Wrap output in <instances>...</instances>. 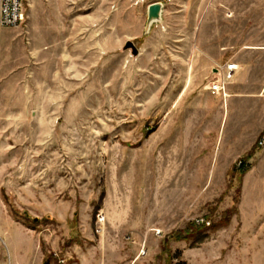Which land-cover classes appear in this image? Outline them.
Returning a JSON list of instances; mask_svg holds the SVG:
<instances>
[{
  "label": "rangeland",
  "instance_id": "obj_1",
  "mask_svg": "<svg viewBox=\"0 0 264 264\" xmlns=\"http://www.w3.org/2000/svg\"><path fill=\"white\" fill-rule=\"evenodd\" d=\"M0 264H264V0H23L0 30Z\"/></svg>",
  "mask_w": 264,
  "mask_h": 264
},
{
  "label": "built area",
  "instance_id": "obj_2",
  "mask_svg": "<svg viewBox=\"0 0 264 264\" xmlns=\"http://www.w3.org/2000/svg\"><path fill=\"white\" fill-rule=\"evenodd\" d=\"M22 21L23 0H0V30L17 27ZM236 71L237 66L235 64L219 68L220 79L211 86V91L225 95L226 87L232 82Z\"/></svg>",
  "mask_w": 264,
  "mask_h": 264
},
{
  "label": "water",
  "instance_id": "obj_3",
  "mask_svg": "<svg viewBox=\"0 0 264 264\" xmlns=\"http://www.w3.org/2000/svg\"><path fill=\"white\" fill-rule=\"evenodd\" d=\"M163 5L161 3H154L148 7L147 14V31L152 25L161 21ZM125 50H131L133 55H137V50L132 43H127Z\"/></svg>",
  "mask_w": 264,
  "mask_h": 264
},
{
  "label": "trees",
  "instance_id": "obj_4",
  "mask_svg": "<svg viewBox=\"0 0 264 264\" xmlns=\"http://www.w3.org/2000/svg\"><path fill=\"white\" fill-rule=\"evenodd\" d=\"M246 165H247V161H243L242 163H241V169L243 170V171H248L249 170V168H247L246 167ZM211 226V225H210ZM211 228V230H215L217 227H210ZM197 230H201V231H203V232H207L208 230H209V227L207 228V227H205V225H203L202 227H200L199 229H197ZM199 231H197V232H195V231H192V234L191 235H188L187 237H185L184 238V240L185 241H190V240H193L194 242H196V235H197V233H198Z\"/></svg>",
  "mask_w": 264,
  "mask_h": 264
},
{
  "label": "bare ground",
  "instance_id": "obj_5",
  "mask_svg": "<svg viewBox=\"0 0 264 264\" xmlns=\"http://www.w3.org/2000/svg\"><path fill=\"white\" fill-rule=\"evenodd\" d=\"M237 69H238V67H237Z\"/></svg>",
  "mask_w": 264,
  "mask_h": 264
}]
</instances>
